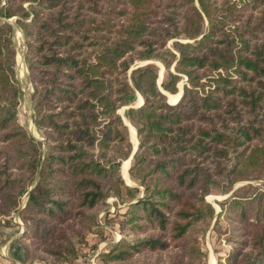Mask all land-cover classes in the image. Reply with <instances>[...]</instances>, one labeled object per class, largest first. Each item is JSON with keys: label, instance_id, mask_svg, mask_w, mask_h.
<instances>
[{"label": "trees", "instance_id": "trees-1", "mask_svg": "<svg viewBox=\"0 0 264 264\" xmlns=\"http://www.w3.org/2000/svg\"><path fill=\"white\" fill-rule=\"evenodd\" d=\"M24 2H30L28 8ZM239 2L249 3L260 15L236 23ZM0 16L30 18L16 22L30 38L27 59L30 73L37 74L36 123L49 128L43 153L42 142L17 122L21 90L14 74L12 25L2 23L0 214L17 208L19 196L38 175L20 215L39 229L43 226L40 241L46 243L56 234V241L41 246L45 255L39 257L62 264L76 258V244L92 228L94 214L87 211L109 194L119 196L123 186L128 199L136 198L127 222L157 230L133 243L112 245L106 260L122 261L140 249L159 252L168 249L171 240L185 256L199 257L190 233L215 214L204 198L205 190L217 183L214 177L230 185L264 165V0H18L15 6L6 0ZM177 36L194 41L176 40L177 53L164 48ZM133 58L163 63L164 93L156 84L153 64L134 69L131 82L127 80ZM173 62L176 73L169 70ZM179 74L187 77L188 86L180 100L169 104L165 93L176 92ZM138 94L143 103L126 109L125 117L137 133L128 173L141 183V197L139 188L123 185L122 165L132 146L130 128L118 113ZM51 95L61 103L58 110L47 106L48 112H42L43 98ZM111 142L122 162L105 165L100 156ZM96 147L100 154L93 153ZM231 154L233 164L228 167L225 161ZM226 202L242 222L254 215L252 248L245 262L264 264V189L234 194ZM224 203H219L221 211ZM73 210L78 222L56 233L53 223ZM48 219L51 223L44 224ZM38 245L23 246L22 259L31 258ZM180 262L172 259V264Z\"/></svg>", "mask_w": 264, "mask_h": 264}, {"label": "rangeland", "instance_id": "rangeland-1", "mask_svg": "<svg viewBox=\"0 0 264 264\" xmlns=\"http://www.w3.org/2000/svg\"><path fill=\"white\" fill-rule=\"evenodd\" d=\"M220 1L221 0H215V3L217 2L219 4ZM5 3L6 0H0V6ZM11 4L14 6L17 5L18 0H11ZM29 4L30 2H24L23 6L28 8ZM250 15L257 17L260 15V11L250 7L249 3L243 4L239 2L235 10L236 23H238L237 20L242 21ZM18 18L25 21H29L30 19L21 16H12L9 18L0 16V24L8 22L12 25L11 39L16 52L14 74L17 84L21 90V95L16 107L17 122L25 128L32 137L42 142L44 153L48 142L47 132H49V128L44 126L40 128L36 123V119L39 117L35 110L37 100L35 101L36 92L34 83L36 82L35 76H37V74L32 75L28 69L27 56L31 57V54L28 53L27 42L30 38L27 37L23 29L16 22ZM206 27L207 21L205 19L203 22V31L206 30ZM176 40L189 43H193L194 41V39L177 36L168 39L165 42L164 48H168L173 53H177L174 46V42ZM133 55L134 54L131 53L129 56ZM167 58L170 59V56ZM148 63L156 66V84L162 91L163 88L161 84L166 79L167 71L163 63L158 59L140 60L133 58L125 76L127 77V80L131 82L133 70ZM169 70L176 73L175 62L170 65ZM219 71L223 73L222 70ZM185 86H188L187 77L184 74H179V80L176 83V92L179 90V93L176 95H172L176 92L171 94H169L170 92L165 93L166 95L168 94L169 99L168 102L166 97V101L169 104H172L171 97L176 96H178L177 101L180 100L181 96L184 94ZM204 87L205 90L208 89V86ZM139 98L140 96L138 94L136 98L137 101L135 100L131 105H138L137 102ZM60 104L61 103L54 99L51 95L47 98H43V104L40 105L39 108L42 112H48L47 106H51L53 111H57ZM128 106H124L121 110H118V113L122 116L123 120L125 119L127 124L130 123L125 117V110L129 108ZM131 133L130 129V139L128 138V140L131 146H133L137 143L138 138L136 137L137 141L135 143L132 139ZM112 145L114 144L111 142L105 149L104 154H102L105 156H100V161L105 165H107L110 160H116L119 162L122 160L120 156L116 154V151L113 148L114 146ZM2 146L3 142L0 141V147ZM251 147L252 146L250 145L249 148ZM92 151L96 155L100 154V149L97 147L93 148ZM232 156L233 154H231V156L225 161L228 167L233 164ZM127 164L129 165V161L124 162L122 165V175L124 177L123 185L129 184L131 187L139 188L140 192L138 197H141L144 193V189L139 180L133 179L130 177L129 173H127ZM10 170L13 173L19 172V170L15 168ZM125 175H127L129 182L126 181ZM214 178L217 183L211 185L205 190L204 198L206 201L213 204L215 214L207 221V223L206 221L203 223H197L190 233V236L194 238V244L200 250L199 257L189 258L185 256V254L181 253L176 247V243L171 240L169 248L159 252L150 251L148 249H140L133 254V257L122 261L106 260V258H104V254L111 250L112 245L121 241L133 243L139 238L155 233L157 230L156 227L151 225L145 224V227H139L135 224L130 225V223L127 222V219L129 218V205L134 202L136 198L132 200L128 199L126 191L123 189V186H121V193L119 196L109 194L103 200L97 202L91 210L87 211L88 213L94 214L93 221L90 222L92 224V228L85 234V239H83L81 243L76 244V258L69 261L70 263L63 262L62 264H172L173 258H181V264H211L212 258L213 264H250L249 262H245V260L252 248L250 239L254 225H252L251 221L255 222L256 219L253 217L254 215L251 214L246 222H242L230 211L228 202L226 201L237 193L251 195L256 189H264V165H257L250 170L247 177L231 182L230 185H228L227 182L225 183L224 179L221 181V178L218 176H215ZM37 180L38 175H36L31 181L26 193L30 192L29 189L32 185L35 186ZM17 186L18 185L15 184L13 188L16 189ZM26 193L23 196H19V204L15 210H12L7 214H0V264H48L45 259L39 257L40 255H45L41 246L46 245L48 242L51 243L56 241V234L52 235L50 240L46 243L40 241L38 239V235L39 230H42L43 226L39 229L36 227L33 220L27 219L24 221L21 218V210L25 206L28 199V196L26 198ZM224 201L223 211H221L222 208L219 203ZM1 202L2 200L0 199V203ZM74 214L75 212L73 210L71 215L63 221L55 220L56 222L53 224L56 226V233L60 230V228H63V226H66L68 223L73 222L76 224L78 222L76 221L77 215ZM33 216L42 218L39 214L33 213ZM85 222H87V220ZM139 222L144 224L143 220ZM43 223L50 224L51 221L48 219L44 220ZM79 227L80 226H78V228ZM165 234L166 238L169 240V233L165 232ZM35 244L39 245L36 251H33L34 253L32 252L31 258H27L26 261L18 259L20 253L23 254V246L30 247Z\"/></svg>", "mask_w": 264, "mask_h": 264}, {"label": "bare ground", "instance_id": "bare-ground-1", "mask_svg": "<svg viewBox=\"0 0 264 264\" xmlns=\"http://www.w3.org/2000/svg\"><path fill=\"white\" fill-rule=\"evenodd\" d=\"M19 31V30H18ZM20 32V31H19ZM167 96H168V94H167ZM171 103L172 104H174V103H176L177 102V99H178V96H176V97H171ZM138 105H141L142 103H143V99H142V97L140 96V98L138 99ZM138 105H136V106H138ZM128 126H129V128L131 129V134H132V139H133V141H135V143H136V141H137V139H136V134H135V128L132 126V124H130V123H128L127 124ZM129 161V160H128ZM126 168H128V164H127V166H126ZM126 168H125V170H126ZM122 170H123V168H122ZM125 178H126V181H128L129 182V180H128V177H127V175H125ZM215 262V261H214ZM211 264H213V258H212V262H211Z\"/></svg>", "mask_w": 264, "mask_h": 264}, {"label": "water", "instance_id": "water-1", "mask_svg": "<svg viewBox=\"0 0 264 264\" xmlns=\"http://www.w3.org/2000/svg\"><path fill=\"white\" fill-rule=\"evenodd\" d=\"M162 92L164 93L163 90H162ZM138 106H139V105H138ZM128 107H137V106H136V105H130V106H128ZM135 131H136V130H135ZM136 137H137V133H136ZM130 142L132 143L131 140H130ZM137 146H138V141H137V143H136L135 145L132 146L131 153H130L129 157L127 158V159L129 160L128 168H129V166H130L131 158H132V156L134 155V153H135L136 150H137ZM128 168H127V173H128ZM35 183H36V182H35ZM126 184H127V183H126ZM127 185H129V184H127ZM33 186H34V185H32V187H33ZM32 187H31L29 190H31ZM28 194H29V192L26 193V198H27Z\"/></svg>", "mask_w": 264, "mask_h": 264}, {"label": "crops", "instance_id": "crops-1", "mask_svg": "<svg viewBox=\"0 0 264 264\" xmlns=\"http://www.w3.org/2000/svg\"><path fill=\"white\" fill-rule=\"evenodd\" d=\"M18 259H19V260H22V254H21V253H20Z\"/></svg>", "mask_w": 264, "mask_h": 264}]
</instances>
